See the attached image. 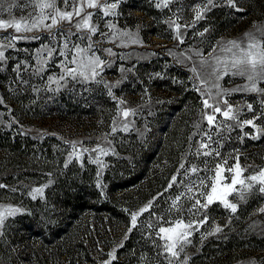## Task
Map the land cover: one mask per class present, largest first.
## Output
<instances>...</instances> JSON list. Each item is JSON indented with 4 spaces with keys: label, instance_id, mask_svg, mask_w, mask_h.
<instances>
[{
    "label": "rangeland",
    "instance_id": "1",
    "mask_svg": "<svg viewBox=\"0 0 264 264\" xmlns=\"http://www.w3.org/2000/svg\"><path fill=\"white\" fill-rule=\"evenodd\" d=\"M115 2L118 3L116 15L101 17L99 8L86 10L93 13L92 23L98 27L95 35L77 31L74 25L83 17H74L71 24L60 23L51 31L43 28L21 33H16L12 28L0 30V37H26L15 41L14 47L7 48V59L0 62V184L7 186L0 188V210L5 207L21 210L9 217L4 227L0 228V264H11L14 259L22 261L21 264H37V254L43 253L48 256V260L40 264H112L117 260L118 251L125 246L134 230L131 224L128 228L113 227L110 236L94 226L98 235L101 232L105 246H100L101 251L92 255L93 262L83 261L80 254L71 256L70 252L75 251V246L81 242L87 248L93 246L91 238H86L90 231L87 229L90 217L84 219L80 231L69 233L66 238L52 240L49 234L59 226V213L51 202L53 196L49 199L47 195L66 170L85 169L89 165L95 168L96 186L106 198L105 175L113 161L131 159L128 151L138 148V143L148 144L156 138L161 139L162 143L173 139L178 146L176 149L179 153L176 152V155L179 161L173 175L175 183L171 182L172 186L168 188L170 190L164 200H157L156 197L130 214L140 213L135 228L149 234L152 240L156 239L154 233L158 234V244L152 243V246L156 245L158 253H142L138 261L131 264H169V260H172V264H195V258L202 255L204 246L212 239L227 241L236 238V243L241 244V241L252 240L256 236L264 238V212L260 211L264 209V193L257 191L258 185L253 186L244 200H239L235 193L229 196V200L237 203L235 213L219 202L208 206L206 210L193 207L197 199L205 203L201 193L210 192L215 164L227 159V168L235 163L234 158L228 157L219 148L224 140H240L245 147L251 146L243 152L238 150L230 153L245 158L244 161L239 159L241 167L246 169L245 177L264 170V146H253V143L264 140V132L259 134V138H253L257 135L256 129L248 125L242 130L239 127L226 130L223 126L233 122L225 121L219 113L215 114L216 123L221 127H210L205 117L212 114V110L204 108L203 104L198 106L191 97L181 111L174 110L172 116H165L164 113L166 105L175 109L179 104L178 99L182 97L180 91L197 92L203 101L205 93L210 90L222 109L226 107L222 102L226 99L238 110L240 120L254 118L260 111V101L264 100V96L232 91L231 95L220 97L218 92L231 91L247 81L244 77L231 74L223 75L217 81L210 74L213 67L223 71L224 66L216 64L217 56L230 59L233 55L222 50L228 42L237 41L243 47L249 33L264 42V35L261 34L264 21L248 19L238 29L220 28L225 34L217 36L211 31V13L221 8L231 10L226 5L213 8L205 14L206 19L195 22L193 26V7L198 4L202 6L203 0H172L168 7L161 8L156 7L157 0ZM28 3L29 0H0V19L22 20L28 17L32 11L26 6ZM100 3H105V0H100ZM239 3L241 0H237V5ZM57 6L63 7L62 0H57ZM139 7H145L146 12ZM36 14L38 12L33 13ZM170 20L181 25L183 43L176 39ZM109 24L113 27L110 28ZM201 32H204L203 36ZM76 47L84 49L80 57L76 56ZM61 52L66 53L67 59ZM94 57H99L103 64L96 69L98 74L93 78L90 69L80 65H87ZM72 59H76L77 63H69ZM154 61L157 64L152 69L143 70L144 65ZM201 61L207 63L202 64ZM65 66L85 72L89 79L85 81L80 76L76 79L67 77ZM193 68L200 74L199 78L193 73ZM168 79L172 80L173 85L169 91H165L163 87L166 86L160 85V82ZM201 80H207L208 83L201 84ZM213 84H219V89L212 87ZM260 87H264V83ZM70 94L82 98L103 94L116 102L115 112L106 108L107 115H114L110 124L106 125L96 115L71 119L65 114L48 112L56 101L64 102L63 99L70 98ZM212 102L209 99V103ZM248 103L253 105L251 112L247 110ZM124 110H132L135 115L125 119L122 116ZM164 117L168 130L157 132L156 123ZM255 124L264 129V114L255 120ZM125 125H128L127 130H124ZM205 133H209L212 139L209 140ZM201 143H208L210 149H215L220 155L217 157L215 152L211 156L198 155V151H204L200 149ZM249 148L250 153L247 151ZM160 151L162 153L163 148ZM97 160L102 163H96ZM181 165L184 167L181 168ZM192 167L198 168V173L193 174ZM224 175L228 176L229 173L226 171ZM202 179L204 186L200 185ZM37 188H42L43 192L36 193L33 198ZM189 188L192 190L189 191ZM177 197L180 211L172 208ZM149 204L151 208L141 212ZM161 206L169 214L163 223L159 215L153 214ZM205 217L207 222L201 223ZM177 219L185 223L193 222L199 227L192 230L189 238L191 243L184 247L180 259L174 260L163 247L165 241L160 238L159 229L171 226L170 222ZM217 227L221 231L215 232ZM38 228L43 234L36 238L34 235L39 231ZM47 237L52 241L49 244L45 243ZM21 241H25L24 244H19ZM22 251L29 253V257L20 256ZM113 253L115 259L111 255ZM200 264L214 263L202 261ZM224 264H264V249L235 251L229 262Z\"/></svg>",
    "mask_w": 264,
    "mask_h": 264
},
{
    "label": "trees",
    "instance_id": "2",
    "mask_svg": "<svg viewBox=\"0 0 264 264\" xmlns=\"http://www.w3.org/2000/svg\"><path fill=\"white\" fill-rule=\"evenodd\" d=\"M237 7L243 9V11H236L231 8L228 9H215L211 13V31L217 36H221L222 33L220 28L238 29L249 19H257L264 21V0H241V3ZM141 10L146 12L145 7H139ZM148 12V11H147ZM214 21V23H212ZM215 24V25H214ZM206 26V25H205ZM208 27V25H207ZM205 28V27H204ZM223 30V31H224ZM221 32V33H220ZM154 63H148L143 66V70H150L156 65ZM160 85L165 91H169V87L173 85L171 79L164 82H160ZM182 90V89H181ZM182 95L181 99H178V105L174 109L172 106L166 105L165 116L174 115L175 111H181L191 99H195L198 106L201 107L203 104L201 96L191 91L184 93L179 92ZM70 98L64 102L58 100L53 107L48 109L50 113L56 112L59 114H65L67 117L73 118H89V116L96 115L101 120L109 125L114 115H107L106 108H110L115 112L117 109L116 102L108 99L107 97L101 96L82 98L75 94H70ZM101 108L105 109L101 111ZM175 110V111H174ZM101 111V113H100ZM101 114V115H100ZM93 117V116H92ZM160 120L156 123V131L168 130L165 122L167 119ZM169 139L162 143L161 139L151 140L148 144L138 143V148L128 151L131 159L123 158L121 160L113 161V165L109 167L105 175V184L107 185L106 198L100 192L96 186V170L95 168L87 165L85 169L70 168L66 170L65 174L60 175L59 180L56 182L52 190L48 193L47 197L51 199V202L56 206L59 213L57 229L51 230L49 234L52 240L62 238L69 233L77 232L82 229L81 225L85 218H88V231L86 238H91L93 246L87 248L84 243H79L75 246V251L70 252L71 256L80 254L82 260L93 262L92 255L96 252L101 251L100 246H105V241L101 238V232L99 235L96 233L94 226L97 227L98 231H104L105 235H112L113 227H130L132 211L137 209L139 206L148 203L152 199L157 198L161 200L166 198L170 188L169 184L172 182L173 175L175 173L176 164L179 161V157L176 155L177 147L175 141ZM184 141V140H181ZM250 143H253L249 140ZM184 146L183 143H180ZM137 146V145H136ZM254 147L264 146V140L253 143ZM251 147V146H248ZM248 147L244 146L240 140L230 139V141L224 140L219 148L222 153L234 158L236 155H231V152L245 151ZM163 148L162 153L160 149ZM135 150V151H134ZM250 153V148L247 150ZM246 151V152H247ZM133 153V155H132ZM253 155L255 152H252ZM252 155V154H251ZM245 160L244 157L239 158ZM176 186V185H175ZM176 190V189H174ZM178 194V193H176ZM168 196V195H167ZM153 214L159 215L161 222H165L169 214L165 213L164 206L154 210ZM154 216V215H151ZM111 225V226H110ZM26 230V228H25ZM30 229H28L29 231ZM34 235L36 238L40 237L43 232L38 228ZM34 231V230H33ZM35 232V231H34ZM30 234V233H27ZM155 240H152L149 234L141 232L139 228H134L130 237L125 243V246L118 251V258L112 264H131L138 261L139 256L142 253L148 255H155L158 253L156 245L152 246L153 242L158 244L157 232L154 233ZM49 237L46 238L47 244L51 243ZM101 239V240H100ZM238 239L231 238L230 240H210L203 249L202 255L195 258V264L200 262L224 264L229 262L232 258L233 253L238 250L244 249H264V238L254 237L252 240L245 239L241 241V244H237ZM25 241H21L19 244H24ZM20 256L25 258L29 257V253L22 251L19 253ZM18 256L17 258H20ZM86 257V258H85ZM48 256L43 253L42 255L37 254V264L46 262ZM26 261V260H25ZM19 260L14 259L11 264H21Z\"/></svg>",
    "mask_w": 264,
    "mask_h": 264
},
{
    "label": "snow or ice",
    "instance_id": "3",
    "mask_svg": "<svg viewBox=\"0 0 264 264\" xmlns=\"http://www.w3.org/2000/svg\"><path fill=\"white\" fill-rule=\"evenodd\" d=\"M172 2V0H157L156 7H168V5ZM63 7L57 6V0H29V3L26 5L32 9L31 12L28 13V17L22 20H4L0 19V30H7L12 28L16 33L21 32H29L33 30H37L40 28L51 31L53 27H56L60 23L67 22L69 24L72 23L73 18L83 17L78 23L74 26L77 31H86L91 35H95L98 31L97 25L92 23L93 13L86 12L87 9H100L101 17H107L109 15H116V8L118 3L115 2H107L101 4L100 0H62ZM228 6L230 8L235 9L236 11H243V9L237 7V0H221V2H217V0H203L202 6L196 5L193 7V11L195 13L193 26L195 22L206 19V13L210 12L215 7L220 6ZM70 10H67L69 9ZM33 15V13H37ZM100 18V17H98ZM51 23H47L48 21ZM170 26H173L176 32V39L183 43L182 33H181V25L176 23L175 20L169 21ZM110 28L113 25H108ZM187 27V25H185ZM207 31V29H205ZM126 34V33H125ZM264 35V31L261 32ZM201 36L204 35V32L200 33ZM23 36H15L9 35L6 37H0V62H4L7 57L5 56V50L9 47L15 46V41L20 39H25ZM90 39V36L88 37ZM7 41V43H4ZM65 48H67V43H65ZM89 48H91V44H89ZM223 51L233 53L230 59H221V57L217 56L215 58L216 64H222L223 71L217 67H213V70L210 75L214 76L218 81L222 78L223 75L231 74L233 76L244 77L247 83L242 86L233 89L231 91L223 90L218 92L217 95L222 97L224 95H231L232 91L236 92H247V93H256L258 96H264V87H260L261 83H264V42L259 41L255 35L252 33L247 34V43L243 47L240 42L230 41L227 45H225L222 49ZM110 51V50H109ZM84 52V49L79 47L75 48V53L77 57H80ZM61 55H64L67 59L66 53L61 52ZM49 56H51V51H49ZM69 63H77L76 59H72ZM202 64L207 63V61H201ZM103 64V61L99 59V57H94L88 61L87 65L81 64L80 67H87L90 69L91 77H95L98 73L96 72L97 68H100ZM18 67V66H17ZM39 71V70H38ZM193 73L199 78V73L196 72V69H192ZM65 74L67 77H71L72 79H76L77 76L82 77L85 81L89 79V75L85 74L83 71H79L77 68H68L65 66ZM65 77H61L64 79ZM207 80H201V84H207ZM212 87L219 89V84H213ZM199 90V89H197ZM206 98L203 100L204 108L211 109L212 114L206 115V120L210 127H221V125L216 123V113H219L225 121H232L231 125H224L223 127L226 130H231L233 127H239L241 130L245 125L251 126L256 129L257 135L253 138H259V134L264 132V129H261L259 126L255 124V120L260 118L261 114H264V100L260 101V111L254 117L250 119L240 120L238 115V110L234 109L229 102L224 99L222 102L226 106L225 108H221L219 106V101L216 97H213L211 91L209 90L205 93ZM209 99H212V103H209ZM120 103H124V101H120ZM247 110L249 112L253 111V105L248 103L246 105ZM130 115H135V112L132 110H124L122 111V116L127 119ZM128 125L124 126V130H127ZM209 140L212 139L209 133H205ZM247 135V134H245ZM75 149V145L72 146ZM200 149L204 151L201 153L198 151V155L202 154L204 156H211L213 152L218 157L220 153L215 149H210L208 143H201ZM83 151H87L84 149ZM95 151V149H94ZM103 153V150H100ZM77 158H79V154H77ZM235 163L230 167H225L227 165V159L222 161H218L213 168V177L211 179L210 192L201 193V195L205 199V203H201L199 199L195 201V205L193 206L196 210L199 209H207L208 206L213 203L219 202L224 208L229 209L232 213L237 211V203L229 200V196L233 193L236 194L239 200L246 199L247 193L251 192L254 185H258L257 191L260 193H264V170L259 171L257 174H250L245 177L244 172L245 168H242L239 163V156L234 157ZM96 163H102L97 160ZM67 166V165H66ZM184 166L181 165V168ZM199 169L196 167L191 168V172L193 174L198 173ZM228 172L229 175L225 176L224 173ZM172 183H175V177L172 178ZM201 186H204V180L202 179L200 182ZM172 185L169 184V187ZM7 187L4 184H0V188ZM15 191V189H12ZM192 189L189 188V191ZM42 188H37L35 193H33V198H35L36 193H42ZM179 205V197L175 201H173L172 208L176 211H180ZM151 208V204L146 206L144 209H141V212L148 211ZM21 210L19 208L13 207H5L0 210V228H3L5 225V221L12 216H15ZM264 212V209L260 210ZM140 213H133L131 215V226L133 228L136 227L137 217ZM207 217H205L204 221L201 223H206ZM171 226L169 227H160L159 233L160 238L165 241L164 249L166 253L174 260L180 259V253L184 250V247L191 243L189 239L192 235V230L194 228L199 227L198 224H194L193 222L185 223L181 219H177L175 221L170 222ZM221 229L217 227L215 232H219ZM214 234V233H210ZM113 259H115V254H111ZM110 264V262H109ZM169 264H172V260H169ZM186 264V262H185Z\"/></svg>",
    "mask_w": 264,
    "mask_h": 264
}]
</instances>
